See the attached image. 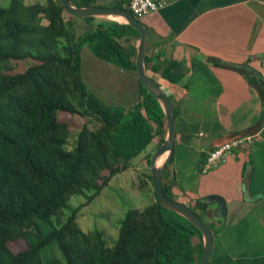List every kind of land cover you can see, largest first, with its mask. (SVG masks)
Here are the masks:
<instances>
[{"label":"trees","instance_id":"1","mask_svg":"<svg viewBox=\"0 0 264 264\" xmlns=\"http://www.w3.org/2000/svg\"><path fill=\"white\" fill-rule=\"evenodd\" d=\"M70 1L78 6L97 3ZM65 12L61 0L0 5V264H201V231L162 206L152 182L150 159L167 133L160 103L139 81V100L132 107L110 104L81 75L84 45L102 61L136 72V47L121 40L139 36V31L115 20L87 17L96 25L78 34L73 15ZM13 61L28 67L15 71ZM172 67V62L163 66L146 56L147 71L176 83ZM236 68L264 100L259 72ZM62 113L100 125L92 129L84 124L69 149L71 131ZM157 137L158 144L148 150ZM142 153L148 167L144 180L152 183L154 199L142 209L127 210L111 246L102 229L86 231L79 225L78 212ZM167 167L162 187L174 198L172 184L164 181ZM73 195L87 201L71 207ZM211 203L200 199L190 207L204 217ZM64 209L70 213L57 223ZM17 242L25 246L13 250L11 244Z\"/></svg>","mask_w":264,"mask_h":264},{"label":"crops","instance_id":"2","mask_svg":"<svg viewBox=\"0 0 264 264\" xmlns=\"http://www.w3.org/2000/svg\"><path fill=\"white\" fill-rule=\"evenodd\" d=\"M95 5L129 9V0ZM139 19L150 34L152 63L172 62L178 78L170 82L148 71L168 93L176 114L174 152L164 181L172 184L174 198L189 206L200 199L212 202L204 214L214 232L210 264H264V100L237 66L225 63L249 64L264 80V0H173ZM74 23L89 30L96 25L84 18ZM121 42L136 47L135 60L139 36ZM87 56L85 70L111 82L117 75L126 77L135 90L130 107L139 100L137 72ZM96 63L105 65L104 71ZM248 133L257 134L252 144L202 172L210 150ZM212 195L225 199L226 216L217 217L219 203L209 199Z\"/></svg>","mask_w":264,"mask_h":264},{"label":"rangeland","instance_id":"3","mask_svg":"<svg viewBox=\"0 0 264 264\" xmlns=\"http://www.w3.org/2000/svg\"><path fill=\"white\" fill-rule=\"evenodd\" d=\"M11 0H0L1 6L9 5ZM48 0H25L27 4L39 2L46 4ZM66 16H71L65 12ZM69 18V17H67ZM74 20H83L81 17L73 16ZM86 26H89L86 24ZM84 29V28H83ZM76 28L78 34H81L89 29ZM83 67L81 75L86 82L90 90L96 95L103 98L110 104L120 105L124 107H130V100L134 97L133 83L123 78L120 75L116 76V80L111 82L99 73L94 74L92 70H85L88 66L89 57L88 54L92 53L88 45L83 46ZM95 58V57H93ZM15 71H22L28 67L27 62H15L13 61ZM95 66L98 69L104 71L105 65L96 63ZM114 66V65H112ZM120 94V95H119ZM61 119L69 123L70 137L67 147L72 149L76 144L77 135L80 129L87 124L90 128L95 129L99 127L100 123L97 120H89L86 117L78 114L62 113ZM159 138H155L152 144L149 145L148 150H153L158 144ZM144 153L134 159L133 164L125 171H122L115 175L109 184L103 189V191L90 203L83 205L79 210L78 223L86 231L99 228L105 233V237L109 245H114L118 237V231L121 220L124 218L126 212L130 208L142 209L154 199L152 190V183L144 180V172L148 171L144 158ZM87 198L80 195H73L69 201L71 207H77L81 204H85ZM70 210L64 209L59 216L55 218L58 223L64 220ZM25 246L22 242L12 243L13 250H20Z\"/></svg>","mask_w":264,"mask_h":264},{"label":"water","instance_id":"4","mask_svg":"<svg viewBox=\"0 0 264 264\" xmlns=\"http://www.w3.org/2000/svg\"><path fill=\"white\" fill-rule=\"evenodd\" d=\"M64 9L67 13L73 16L87 18L97 17L99 19L115 20L121 23L129 24L139 31V43L135 57L136 72L139 77L140 83L158 100L160 103L166 123L167 133L164 141L154 151L150 159V173L154 189L157 194L159 203L165 208L172 210L199 228L202 233L203 241V256L201 264H210V258L214 246V232L209 226L206 219L199 215L192 207L166 195L162 187V174L170 161L175 146L176 131L175 121L176 114L173 103L166 92L148 73L146 68V56L150 46V34L147 27L137 18L131 11L118 7V6H104V5H88L78 6L73 4L70 0H61ZM226 64L254 69L251 65L246 63H236L225 61ZM259 80L264 87V80L259 75ZM166 154V156H164ZM164 156V157H163ZM212 201L219 203L217 209V217L226 216L227 202L219 195H212L209 197Z\"/></svg>","mask_w":264,"mask_h":264},{"label":"built area","instance_id":"5","mask_svg":"<svg viewBox=\"0 0 264 264\" xmlns=\"http://www.w3.org/2000/svg\"><path fill=\"white\" fill-rule=\"evenodd\" d=\"M173 0H129V8L137 17L141 18L151 12L159 11ZM257 138L256 133L235 135L216 148L210 150L202 166V172H208L213 167L225 163L234 154V149L252 144Z\"/></svg>","mask_w":264,"mask_h":264},{"label":"bare ground","instance_id":"6","mask_svg":"<svg viewBox=\"0 0 264 264\" xmlns=\"http://www.w3.org/2000/svg\"><path fill=\"white\" fill-rule=\"evenodd\" d=\"M164 156H166V154H165ZM164 156H163V157H164Z\"/></svg>","mask_w":264,"mask_h":264}]
</instances>
